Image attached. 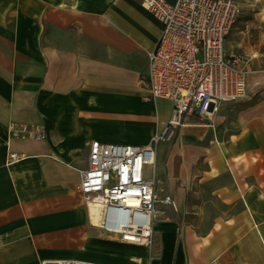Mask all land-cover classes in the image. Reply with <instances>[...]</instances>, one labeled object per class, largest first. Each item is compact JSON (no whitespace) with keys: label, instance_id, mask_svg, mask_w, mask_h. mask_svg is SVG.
Instances as JSON below:
<instances>
[{"label":"crops","instance_id":"obj_1","mask_svg":"<svg viewBox=\"0 0 264 264\" xmlns=\"http://www.w3.org/2000/svg\"><path fill=\"white\" fill-rule=\"evenodd\" d=\"M161 29L142 0H0V264L120 263L108 244H131L91 224L80 172L92 140L144 145L167 123L172 103L143 84ZM244 49L247 96L155 145L172 203L143 264H264V36L261 64ZM12 121L45 137H10Z\"/></svg>","mask_w":264,"mask_h":264},{"label":"built area","instance_id":"obj_2","mask_svg":"<svg viewBox=\"0 0 264 264\" xmlns=\"http://www.w3.org/2000/svg\"><path fill=\"white\" fill-rule=\"evenodd\" d=\"M142 5L162 24L148 53L143 84L148 99L172 103L170 117L144 145L92 140L79 191L90 222V208L98 214V223L91 224L103 234L126 244L149 246L152 221L160 213L157 202L172 203L169 195L158 199L155 191V145L188 118L211 122L222 104L243 100L248 92L249 56L225 49L226 36L241 14L237 0H142ZM7 131L10 137H45L36 123L12 121ZM7 157L8 163L20 158L15 152ZM56 264L109 263L62 259Z\"/></svg>","mask_w":264,"mask_h":264},{"label":"rangeland","instance_id":"obj_3","mask_svg":"<svg viewBox=\"0 0 264 264\" xmlns=\"http://www.w3.org/2000/svg\"><path fill=\"white\" fill-rule=\"evenodd\" d=\"M237 2L241 6V14L235 27L226 36L225 49L227 51L237 50L239 52H246L244 46H247L251 50L250 55L254 54L253 60L261 64V54L259 52L262 49V39L264 36V23H262V19L264 18L263 7L260 6L259 0H238ZM254 48L256 51L252 52ZM173 131L167 135L165 141L171 137L170 135H172ZM105 239L117 242L116 236L109 235ZM108 245L109 249L122 254L119 264H143V260L146 259L149 252V246L147 245L142 247L125 245V248L122 250L117 245H112L111 243ZM141 257L144 258L141 259Z\"/></svg>","mask_w":264,"mask_h":264},{"label":"bare ground","instance_id":"obj_4","mask_svg":"<svg viewBox=\"0 0 264 264\" xmlns=\"http://www.w3.org/2000/svg\"><path fill=\"white\" fill-rule=\"evenodd\" d=\"M90 218H91V222H93L94 225L98 223V214L92 208H90Z\"/></svg>","mask_w":264,"mask_h":264}]
</instances>
